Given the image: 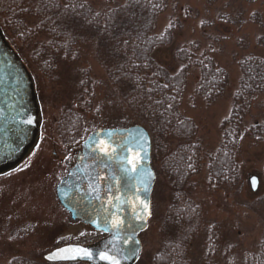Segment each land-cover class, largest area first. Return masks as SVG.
<instances>
[{"label": "rangeland", "instance_id": "rangeland-1", "mask_svg": "<svg viewBox=\"0 0 264 264\" xmlns=\"http://www.w3.org/2000/svg\"><path fill=\"white\" fill-rule=\"evenodd\" d=\"M82 1L100 9L106 0ZM253 12L258 14V24L250 18ZM201 20L205 23L201 24ZM169 23L174 24L173 43L154 55L160 65L175 72L180 65L174 52L199 44L196 54L208 50L230 79L225 95L207 104L195 96L199 76L197 71L191 72L180 106L181 113L196 125L203 151L211 154L220 143V126L229 117L232 95L237 89L236 62L248 54L264 58V0H167L166 10L157 20V32ZM18 45L14 44L15 49ZM80 50L77 63L58 70L59 83L43 77L29 63L26 66L40 110L39 140L15 171L0 177V264H8L14 257L43 261L45 254L58 247L93 246L104 238L72 221L56 199V184L75 162L81 145L65 148L59 144L54 134L57 112L61 104L69 102L78 108V103H73L80 96L74 93L82 82L78 70H85L90 80L87 94L81 90L85 136L97 129H125L139 124L115 96L90 52ZM248 103L234 155L238 181L215 188L204 166L192 178L194 199L207 226L216 224L218 243L213 245L209 232L201 230L189 250L190 264H245L244 254L254 252L264 236V131L255 136L248 133L251 126L264 125V94L254 96ZM154 173L152 216L147 229L138 235L143 251L135 264H152V256L159 248L160 220L169 202L166 180L159 170ZM251 177L258 180L255 192L250 190Z\"/></svg>", "mask_w": 264, "mask_h": 264}, {"label": "trees", "instance_id": "trees-1", "mask_svg": "<svg viewBox=\"0 0 264 264\" xmlns=\"http://www.w3.org/2000/svg\"><path fill=\"white\" fill-rule=\"evenodd\" d=\"M126 3L128 7H124ZM65 5L75 8L66 9ZM166 7L167 0H106L100 9L82 0H0V28L22 63H29L51 82L59 81L58 70L80 60V49L90 52L115 96L147 130L152 170H159L166 180L169 202L160 220L159 248L151 263L190 264L189 250L201 230L209 232L213 245L218 243L216 224L207 226L194 199L192 178L204 166L215 188L238 181L235 150L248 102L264 94V58L248 54L236 62L239 81L229 117L221 123L220 143L213 153H205L196 125L180 109L188 78L197 71L194 94L207 104L225 95L230 79L208 50L196 54L200 49L197 43L174 52L180 65L175 72L155 60L159 49L173 43V23L160 33L156 30ZM250 18L258 24V14ZM16 43L19 48L15 49ZM78 72L82 82L74 93L80 96L73 102L78 108L71 102L61 104L54 122V134L65 148L86 137L85 108L80 103L81 90L87 94L90 80L85 70ZM263 131L264 125H258L251 126L248 133L255 136ZM262 175L264 178V167ZM254 250L244 254L245 264H264V236ZM8 264L47 263L14 257Z\"/></svg>", "mask_w": 264, "mask_h": 264}, {"label": "water", "instance_id": "water-1", "mask_svg": "<svg viewBox=\"0 0 264 264\" xmlns=\"http://www.w3.org/2000/svg\"><path fill=\"white\" fill-rule=\"evenodd\" d=\"M32 82L26 67L6 43L0 29V176L14 169L23 160L24 155L34 146L38 136L39 108ZM28 120H31L32 123H27ZM89 137L97 142L104 141L111 144L117 150L116 158L108 161L103 153L98 150L93 152L92 147L85 145V141ZM149 138L145 128L135 125L125 129H97L89 134L84 142H81L74 165L56 184L55 196L59 206L72 221L81 222L106 237L93 246H61L45 254L42 257L45 262L48 264H107L106 261H101L98 255L92 261L62 260L59 258L61 254L58 252L62 248L82 247L96 254L109 250L115 254L123 248L126 253L127 249L132 246L131 243L124 244L122 240H113L111 234L100 231L92 222L98 213H104L101 204L103 202L106 205L112 195L121 197V211L118 215L125 220V227L129 223L137 227L135 239L139 240L138 235L141 231L138 226L142 221L135 219L136 214L140 211L139 207L136 208V211L133 210V205L138 203L135 197L139 195L140 199L149 203L151 208V190L155 182V174L149 160L151 159V140ZM141 147H143V152H141ZM136 153L143 156V169L139 174L131 172L125 174L123 169L131 167L126 164L125 157L131 158ZM105 163H108L109 167H104ZM148 173H152V176L150 177ZM97 176L100 177L99 180L96 179ZM113 177L116 179L113 180ZM253 179L256 181L255 187L252 186ZM90 185L97 190L94 192ZM145 186L148 188L147 192L143 191ZM249 186L252 192L257 190L258 180L256 177L249 179ZM117 188L120 189L119 192L116 191ZM97 195L100 197L99 200L95 199ZM108 207L115 211V209H111V206ZM124 234V232L121 233V235ZM110 241L112 243H109ZM50 254H56V257L52 260L47 259ZM123 255L121 254L120 257L122 264H135L138 261L135 258L124 260Z\"/></svg>", "mask_w": 264, "mask_h": 264}, {"label": "snow or ice", "instance_id": "snow-or-ice-1", "mask_svg": "<svg viewBox=\"0 0 264 264\" xmlns=\"http://www.w3.org/2000/svg\"><path fill=\"white\" fill-rule=\"evenodd\" d=\"M58 6V5H53ZM129 4H125L124 7H128ZM68 7L75 8V5H65V8ZM25 11H27L25 9ZM252 16H255L256 13H251ZM205 21L201 20V24H204ZM173 25L169 23L168 27L171 28ZM163 38V36H161ZM99 111V108L97 109ZM27 123H32L31 120L26 121ZM111 135V134H109ZM85 145L88 147H92L93 152H96L97 150L104 154V156L107 158L108 161L114 160L116 156L118 155L117 150L112 147L111 144L106 143L104 141L97 142L92 137H89L87 141H85ZM141 152H143V147H141ZM83 159V158H81ZM143 156L139 153H136L131 156V158L125 157V161L127 165H130L131 167H125L123 169L124 173H137L143 169L142 165ZM104 167H109L108 163L104 164ZM148 175L151 177L152 173H148ZM97 180L100 179L99 176L96 177ZM113 180L116 178L113 177ZM143 182V181H141ZM256 181L253 179L252 186L255 187ZM92 187V190L95 192L97 189L90 185ZM111 191V189H109ZM117 192L120 191L119 188L116 189ZM144 192L148 191L147 186L143 189ZM95 199L99 200L100 197L97 195ZM137 204L133 205V210L136 211V208L139 207L140 211L136 214L135 219L142 221V223L138 226L139 231L143 232L148 224V219L152 216V210L150 208L149 203L145 202L144 200H141L139 195H136L135 197ZM120 202L121 197L119 195H112L111 199L107 201V204L105 205L103 202L101 204V207L104 208V213H98L97 217L92 221L96 224L97 228L100 231L107 232L112 235L113 240H122L124 244L131 243V247L127 249V252L124 253V249L121 248L117 253L112 254L109 251H101L98 254L93 253L89 249L82 248V247H75V248H62L59 249L58 252L61 254L59 256L62 260H85V261H92L97 255L98 258L101 261H106L107 264H122L121 260V254L123 255L124 260H128L131 258H135L137 260L141 259V252L143 251V248L141 246V241L138 239H135L137 235V227H134L132 224H127L124 219H122L118 213L121 211L120 208ZM127 203L128 201H124ZM108 206H111V209H115V211H112L109 209ZM130 230V231H129ZM124 232V235H121V233ZM109 243H112L110 241ZM56 257V254H50L47 259L52 260Z\"/></svg>", "mask_w": 264, "mask_h": 264}, {"label": "flooded vegetation", "instance_id": "flooded-vegetation-1", "mask_svg": "<svg viewBox=\"0 0 264 264\" xmlns=\"http://www.w3.org/2000/svg\"><path fill=\"white\" fill-rule=\"evenodd\" d=\"M32 151H33V150H32ZM32 151H31V152H32ZM31 152H29V153H27L26 155H24V156H25V159L31 154ZM25 159H24V160H25ZM24 160H23V161H24ZM16 169H17V167H16L15 169H12L10 172L15 171ZM8 173H9V172H8Z\"/></svg>", "mask_w": 264, "mask_h": 264}]
</instances>
